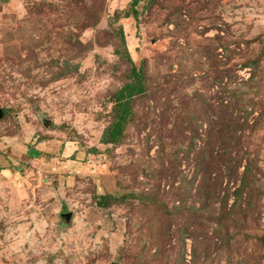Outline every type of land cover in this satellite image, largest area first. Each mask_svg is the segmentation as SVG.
Instances as JSON below:
<instances>
[{"label":"rangeland","instance_id":"374dc122","mask_svg":"<svg viewBox=\"0 0 264 264\" xmlns=\"http://www.w3.org/2000/svg\"><path fill=\"white\" fill-rule=\"evenodd\" d=\"M0 109V264H264V0H0Z\"/></svg>","mask_w":264,"mask_h":264},{"label":"trees","instance_id":"16d2710c","mask_svg":"<svg viewBox=\"0 0 264 264\" xmlns=\"http://www.w3.org/2000/svg\"><path fill=\"white\" fill-rule=\"evenodd\" d=\"M140 0H133V5H137ZM138 13L136 10L133 12V17L138 20ZM126 18L130 17L129 15L125 16ZM121 38L122 43L125 45V37L124 32L121 29ZM129 55V54H128ZM129 61L132 63L131 59L128 56ZM131 77L132 81L126 83L117 93H116V104H115V119L110 124L109 127H107L101 135L100 142L102 144H117L121 141L127 120L131 114V100L132 98L137 94L144 93V84H145V76L142 71V69L137 68L133 63L131 66ZM91 152H94V149L90 150ZM249 172V168L246 167L244 172V179L246 178L247 174ZM243 179V180H244ZM244 184V182H243ZM109 199H112L110 196H102L100 199L101 205H108ZM116 199V198H115ZM192 259H196V252L193 251Z\"/></svg>","mask_w":264,"mask_h":264},{"label":"water","instance_id":"95a60500","mask_svg":"<svg viewBox=\"0 0 264 264\" xmlns=\"http://www.w3.org/2000/svg\"><path fill=\"white\" fill-rule=\"evenodd\" d=\"M2 116H3V111L0 109V117H2ZM63 216L70 219L71 213L64 214Z\"/></svg>","mask_w":264,"mask_h":264}]
</instances>
